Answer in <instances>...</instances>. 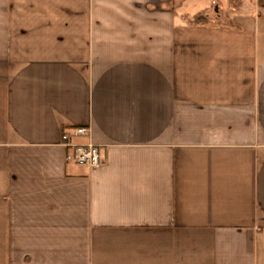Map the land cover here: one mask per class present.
Masks as SVG:
<instances>
[{
  "label": "crops",
  "instance_id": "0c3cea01",
  "mask_svg": "<svg viewBox=\"0 0 264 264\" xmlns=\"http://www.w3.org/2000/svg\"><path fill=\"white\" fill-rule=\"evenodd\" d=\"M228 2L0 0V264H264V0Z\"/></svg>",
  "mask_w": 264,
  "mask_h": 264
},
{
  "label": "built area",
  "instance_id": "2783aa9c",
  "mask_svg": "<svg viewBox=\"0 0 264 264\" xmlns=\"http://www.w3.org/2000/svg\"><path fill=\"white\" fill-rule=\"evenodd\" d=\"M88 134V129L85 127H73L72 134L64 131L61 135L62 144L64 146H71L72 152L66 156L67 161H72L78 164L87 165L89 167H96L102 161V153L99 145L93 143H74L71 136H85Z\"/></svg>",
  "mask_w": 264,
  "mask_h": 264
},
{
  "label": "trees",
  "instance_id": "16d2710c",
  "mask_svg": "<svg viewBox=\"0 0 264 264\" xmlns=\"http://www.w3.org/2000/svg\"><path fill=\"white\" fill-rule=\"evenodd\" d=\"M229 4L233 3V0H229ZM183 19L188 23V24H203L207 23L206 16L204 12H200L197 14H194L192 16H184Z\"/></svg>",
  "mask_w": 264,
  "mask_h": 264
},
{
  "label": "rangeland",
  "instance_id": "374dc122",
  "mask_svg": "<svg viewBox=\"0 0 264 264\" xmlns=\"http://www.w3.org/2000/svg\"><path fill=\"white\" fill-rule=\"evenodd\" d=\"M207 20V19H206Z\"/></svg>",
  "mask_w": 264,
  "mask_h": 264
}]
</instances>
